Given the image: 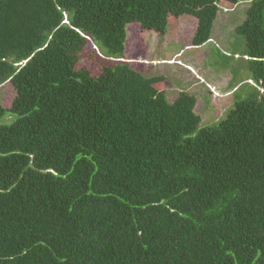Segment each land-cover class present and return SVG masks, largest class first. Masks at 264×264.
Segmentation results:
<instances>
[{
  "label": "trees",
  "instance_id": "obj_1",
  "mask_svg": "<svg viewBox=\"0 0 264 264\" xmlns=\"http://www.w3.org/2000/svg\"><path fill=\"white\" fill-rule=\"evenodd\" d=\"M244 2L257 86L215 126L122 61L129 25L165 36L189 15L201 47ZM89 46L99 75L77 69ZM7 84L0 264H264V0H0Z\"/></svg>",
  "mask_w": 264,
  "mask_h": 264
},
{
  "label": "rangeland",
  "instance_id": "obj_2",
  "mask_svg": "<svg viewBox=\"0 0 264 264\" xmlns=\"http://www.w3.org/2000/svg\"><path fill=\"white\" fill-rule=\"evenodd\" d=\"M248 7L247 2L233 10L226 5L228 9L218 14L213 39L201 47L192 46L198 21L189 15L171 18L165 36H147L139 24L129 25L122 61L148 77L164 76L166 81L162 89L171 103L181 93L196 96L195 111L202 117L201 127L215 126L227 117L236 102L252 96L257 86L250 80L248 57L244 56L245 40L236 33L246 19ZM95 50L98 52L96 62ZM98 54L99 50L93 46L85 48L77 69L87 67L99 75L98 65L110 64ZM15 96L14 87L7 84L1 89L0 101L9 108Z\"/></svg>",
  "mask_w": 264,
  "mask_h": 264
},
{
  "label": "clouds",
  "instance_id": "obj_3",
  "mask_svg": "<svg viewBox=\"0 0 264 264\" xmlns=\"http://www.w3.org/2000/svg\"><path fill=\"white\" fill-rule=\"evenodd\" d=\"M93 48H96L95 46H93ZM97 49V48H96ZM101 56V55H100Z\"/></svg>",
  "mask_w": 264,
  "mask_h": 264
},
{
  "label": "crops",
  "instance_id": "obj_4",
  "mask_svg": "<svg viewBox=\"0 0 264 264\" xmlns=\"http://www.w3.org/2000/svg\"><path fill=\"white\" fill-rule=\"evenodd\" d=\"M179 61H180V60H179ZM180 63H182V65H183V62L180 61Z\"/></svg>",
  "mask_w": 264,
  "mask_h": 264
}]
</instances>
